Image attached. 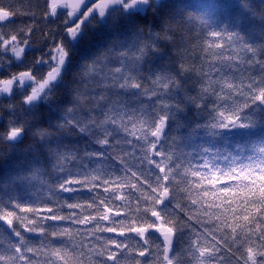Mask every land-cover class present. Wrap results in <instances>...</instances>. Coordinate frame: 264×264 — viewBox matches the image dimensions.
Instances as JSON below:
<instances>
[{
  "label": "snow or ice",
  "instance_id": "6c2138e0",
  "mask_svg": "<svg viewBox=\"0 0 264 264\" xmlns=\"http://www.w3.org/2000/svg\"><path fill=\"white\" fill-rule=\"evenodd\" d=\"M52 17L0 79V264H264V0L0 2V71Z\"/></svg>",
  "mask_w": 264,
  "mask_h": 264
},
{
  "label": "trees",
  "instance_id": "16d2710c",
  "mask_svg": "<svg viewBox=\"0 0 264 264\" xmlns=\"http://www.w3.org/2000/svg\"><path fill=\"white\" fill-rule=\"evenodd\" d=\"M5 6L9 4H15L19 6V0H0ZM36 0H33L35 3ZM44 0H40V3L43 4ZM201 2H205V0H185V3L189 5H195ZM207 2H212L217 5L223 6L232 2V0H207ZM27 17H18L17 24L14 25V28L23 27L24 25L21 21L27 20ZM54 22L53 23H45L43 21L32 25L35 28L34 34L30 38V48L24 53L22 57V63L17 61L15 57L12 55L11 52L5 54V65H9L10 67H6L4 71H0V79L8 78L12 74L19 73L21 71L28 70L30 67H35V69H39L41 73L45 71V69L41 68L39 65H35V61L39 59L45 52H47L48 48L51 46V43L54 39L58 40V30L62 28V24L59 19L56 17L51 18ZM5 31H10L9 29H5ZM51 34V35H49ZM30 91V90H29ZM22 96L17 95L16 97L12 98L11 102L16 104L17 106L22 104ZM8 103L9 100L7 98L0 99V130H4L9 122L12 119V115L9 113L8 110ZM23 114L20 111H17L16 116L20 117ZM30 139L26 138L25 144L29 143ZM24 146H21V149H17L16 152L22 150ZM0 153L5 154V159L8 156L13 154V150L8 147L6 143H0ZM0 166H3L6 170L7 166L4 163V159H0ZM48 171L50 172L51 169L49 168ZM23 193V189H17ZM23 215V214H22ZM0 236L4 237L3 241H0L4 247H6V241L8 239L7 236V225H3V222L0 221ZM22 231V229H21ZM25 235H29L25 233Z\"/></svg>",
  "mask_w": 264,
  "mask_h": 264
},
{
  "label": "rangeland",
  "instance_id": "374dc122",
  "mask_svg": "<svg viewBox=\"0 0 264 264\" xmlns=\"http://www.w3.org/2000/svg\"><path fill=\"white\" fill-rule=\"evenodd\" d=\"M29 48H30V47L26 48V49H25V52H26Z\"/></svg>",
  "mask_w": 264,
  "mask_h": 264
},
{
  "label": "flooded vegetation",
  "instance_id": "af4514ba",
  "mask_svg": "<svg viewBox=\"0 0 264 264\" xmlns=\"http://www.w3.org/2000/svg\"><path fill=\"white\" fill-rule=\"evenodd\" d=\"M59 11V10H58Z\"/></svg>",
  "mask_w": 264,
  "mask_h": 264
}]
</instances>
